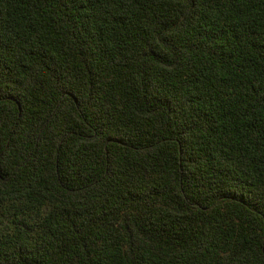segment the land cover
Instances as JSON below:
<instances>
[{"label":"trees","instance_id":"trees-1","mask_svg":"<svg viewBox=\"0 0 264 264\" xmlns=\"http://www.w3.org/2000/svg\"><path fill=\"white\" fill-rule=\"evenodd\" d=\"M0 264H264V0H0Z\"/></svg>","mask_w":264,"mask_h":264}]
</instances>
